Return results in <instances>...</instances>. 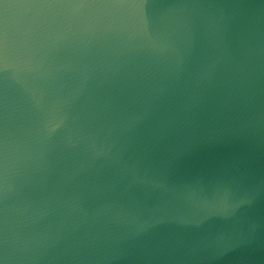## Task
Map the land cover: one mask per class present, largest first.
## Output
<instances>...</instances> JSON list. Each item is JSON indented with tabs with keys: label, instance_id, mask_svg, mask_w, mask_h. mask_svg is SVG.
<instances>
[{
	"label": "water",
	"instance_id": "95a60500",
	"mask_svg": "<svg viewBox=\"0 0 264 264\" xmlns=\"http://www.w3.org/2000/svg\"><path fill=\"white\" fill-rule=\"evenodd\" d=\"M0 264H264V0H0Z\"/></svg>",
	"mask_w": 264,
	"mask_h": 264
}]
</instances>
